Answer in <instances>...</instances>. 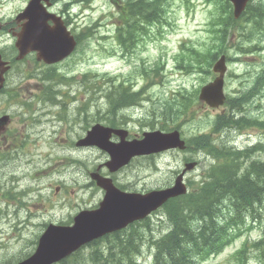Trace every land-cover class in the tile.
<instances>
[{
	"label": "rangeland",
	"instance_id": "rangeland-1",
	"mask_svg": "<svg viewBox=\"0 0 264 264\" xmlns=\"http://www.w3.org/2000/svg\"><path fill=\"white\" fill-rule=\"evenodd\" d=\"M26 1H3L2 13L12 15L21 12ZM90 1L89 9L82 8V10L85 9L84 12L74 8L71 10L72 14L81 13L79 14L80 19L76 20L79 21L76 32L81 31L87 24L92 26L97 23L93 25L92 33L94 35L81 44V48L74 55L73 60L71 59L58 67V71L65 76H76L75 84H72L68 91L62 88V91L69 92V95L59 94L56 100H49L47 104L44 100H39L42 96L39 89H44L42 87L44 86L43 80L27 78L23 81L22 89L25 91L26 99L16 95L13 101H9L10 105L0 110V114L6 113L11 116L12 126L18 132L16 142L20 143L17 148L11 143L5 144L0 140V264H11L21 253L32 251L35 239L48 223L66 224L71 222L76 212L94 206L99 198L98 194L91 193V190L88 189L89 173L108 159L100 150L75 146V143L84 138L86 132L92 127L88 124H94L90 117V120H86L87 123H84V119L88 117L85 115L84 108L88 109L90 115L94 114V119H96L101 115V113L98 115L97 112L105 107L103 100L105 90L100 91L99 89L101 85L99 77H88V74H108L110 77L123 75L125 78L137 81V72L134 69L140 65V60H143L147 65L162 59L164 75L161 78V83L159 87H151L148 94L159 97L166 96L170 91L180 86H189L190 77L179 73L174 68L173 56H177L181 52V46L191 45L199 50L203 49L202 44L210 43L211 35L208 32V24L211 18L210 12H214L213 1L211 0L205 6L204 0H189L188 5L180 1H173L171 5L166 4L167 19L172 21V27L162 25L159 30L149 28V34L136 44L137 48L129 55V59H121L118 53H113L118 50V47L112 38V34L116 30L115 25L119 24L118 16H116L118 13L117 2H115L119 0ZM262 34L260 37V33L257 34L255 39L264 40V30ZM103 37L104 39H101ZM229 41L234 43L235 35L231 37L229 34L225 39V44ZM254 42L253 38L252 43ZM261 45L259 42L253 46ZM229 54H231V58H237L241 62L238 64L228 62L227 64L224 84L227 95L233 94L240 85L245 84L247 76H244L239 82L240 78L235 79V74L241 76L254 72L256 69H264V52L255 50L238 55L235 52ZM139 84L142 82L139 81ZM127 86L133 89L131 84ZM69 96L74 97V101H70ZM17 98H20L21 102L15 104ZM30 103L32 107L40 110V113L46 112L43 120L37 121L36 126L30 125L31 121L26 119L28 113L22 109L28 110ZM84 104L85 107H83ZM262 106H264V100ZM117 107L123 111L121 104ZM234 108L237 106L235 105ZM141 109L138 107L129 108L137 116ZM146 112L150 111L144 108L142 115ZM59 113L62 117H58ZM211 113L207 110V112H199V115L204 117V115H212ZM80 115H84V117L82 118ZM243 118L248 119L246 116ZM115 121L117 122V120ZM234 123L235 126H246L235 120ZM128 127L132 134L136 135L141 132L136 124L130 123ZM197 129L198 126H185L184 137H188L192 131ZM255 134L257 132H253V135L248 134L250 137L244 134L236 138L235 144L239 147L250 145L258 139L254 136ZM260 153L261 159L264 160L263 146ZM182 157L181 154L175 152L164 155L161 161L156 163L155 168L145 160L135 159L116 174H108L104 167L100 168V172L104 175L108 174L110 177L115 175L114 177L121 183L132 184L137 191L165 188L172 184V174L180 168ZM199 158L200 164L197 169L188 173L185 181H196L206 166L209 170V158L202 154ZM56 189H58L57 192ZM258 219L255 230L237 239L220 255L198 264H235L232 256L241 247L244 240L253 242L264 236V210L259 213ZM150 220L152 234L161 235L165 230V225L159 224L156 216H151ZM142 233L146 237L145 240H148L149 232ZM147 244L149 245L148 241L144 246L141 245L137 264H153V254L149 251ZM86 253L87 251L84 250V254ZM246 258L251 264H258L252 253Z\"/></svg>",
	"mask_w": 264,
	"mask_h": 264
},
{
	"label": "trees",
	"instance_id": "trees-1",
	"mask_svg": "<svg viewBox=\"0 0 264 264\" xmlns=\"http://www.w3.org/2000/svg\"><path fill=\"white\" fill-rule=\"evenodd\" d=\"M212 1L215 7L214 12L211 13L213 18H211L209 30L212 33L211 39L215 38L218 48L221 46L226 48L229 42L225 44V39L228 35L243 31L248 25H252L249 26L252 27L251 30L239 33L241 35H239L238 41L240 43H252L254 38L255 42L259 43L260 39L256 40L255 36L259 33V37L262 36L264 30V13L262 12L264 9L261 10L260 2H256L254 6L248 3L240 17L234 20L231 15L232 6L227 0ZM167 3L164 0H129L122 4L120 17L126 22V30H123L121 26L117 27L116 37L118 42L119 37L128 34L125 40L119 41L124 50H131V45L127 41L131 38L132 44L135 45L136 39L145 31L142 30L144 27H157L167 23L165 7ZM89 35L90 33L87 36ZM78 40L80 41V38ZM236 48H242V45L237 44ZM184 50L186 51L185 62L192 59L197 60L198 64L203 63L202 59L198 58L199 56H192L195 51L192 47L191 49L186 47ZM239 51L242 50L239 49ZM217 54H221V51H217L216 54L212 55V58ZM119 88L112 87L108 91L109 94L107 92L108 95H106L108 102L113 106L109 114L112 117L114 116V106L119 104L124 106L125 103L128 105V103L135 101V98H140L139 93L125 95L123 88ZM240 102L241 100L238 99L233 108L237 104L239 105L238 108L243 106ZM171 105V103L168 104V108ZM170 110L172 111V107ZM174 113L178 114L180 110L176 109ZM89 117L93 119V115ZM98 118L96 117L95 122L101 120ZM113 120L111 119V122ZM110 125L115 126L114 121ZM193 143L190 144L189 149H195L194 146L202 148L201 145L204 144L209 148L211 147L209 153L214 157L212 160L214 165L209 170H205L207 172L199 181L193 182V187L189 193L169 200L161 207L160 211L158 210L159 212L155 213H160L162 217L158 223L165 225V230L161 235L152 234L151 220L146 218L142 222L132 224L127 230L118 234L104 236L98 239L99 241L95 240L97 242L93 241L85 246L86 249L81 248L60 264H137L141 245L144 246L147 241L149 251L153 254V264H198L219 255L241 234L252 229L259 221V213L264 209V206L259 207L264 204V163L261 164L258 160H250L249 154H245L243 158H238L236 151L232 152L230 149L218 151L208 138H203L198 142L193 141ZM254 151H261V147L256 146ZM145 231L149 232L147 234L148 240H145L146 237L142 233ZM263 241L264 237L257 242H246L232 256V259L236 264H248L246 256L252 253L258 264H264ZM84 250H87L85 255ZM253 250L255 252H252Z\"/></svg>",
	"mask_w": 264,
	"mask_h": 264
},
{
	"label": "water",
	"instance_id": "water-1",
	"mask_svg": "<svg viewBox=\"0 0 264 264\" xmlns=\"http://www.w3.org/2000/svg\"><path fill=\"white\" fill-rule=\"evenodd\" d=\"M233 6L234 16L237 17L244 9L248 0H229ZM34 12L35 15H29L28 12ZM25 13H28V27L25 30L27 36L37 35L38 15L34 6H29ZM52 38L49 42L56 39L57 48L44 49L48 47L47 36L41 34L39 40L34 46L38 52V59L42 58L47 63L57 62L71 53L74 47L72 38L68 36L63 28L50 30ZM20 53L23 55L24 48L19 46ZM44 49V50H43ZM44 55H43V54ZM215 72L220 76L211 84V92H208L209 104L217 106L221 104L222 95V74L224 72L223 58L215 65ZM202 99V97H201ZM4 123V121H0ZM3 126H0V130ZM104 133V140L98 136L91 140L94 133ZM117 134V132L114 131ZM110 130L101 129L99 126L92 128L87 133V137L77 143V145H96L102 150L108 152L111 161L106 163L110 172L117 171L129 160L137 155H145L163 151L166 149H183V142L179 141L177 133L171 136H162L159 133L146 134L145 139L139 142L120 144L119 146L107 145ZM103 136V135H102ZM115 147V148H114ZM193 164L186 166V170L193 168ZM185 170V171H186ZM184 173V172H183ZM183 173L177 176L174 185L171 188L149 192L147 194H125L117 191L109 179L98 177L92 174L91 178L97 186L105 191V196L99 208L92 212H81L75 218L72 226L49 225L38 240L37 248L30 257L18 262L17 264H53L64 259L82 245L101 237L113 230L125 227L133 221L145 218L149 213L159 208L163 203L171 198L184 195L186 193L185 185L182 183Z\"/></svg>",
	"mask_w": 264,
	"mask_h": 264
},
{
	"label": "flooded vegetation",
	"instance_id": "flooded-vegetation-1",
	"mask_svg": "<svg viewBox=\"0 0 264 264\" xmlns=\"http://www.w3.org/2000/svg\"><path fill=\"white\" fill-rule=\"evenodd\" d=\"M30 1L31 0L26 1L24 8ZM49 4V7L46 9L47 13H55L53 10L57 5L56 0H49ZM38 5L40 8L46 6L44 0H39ZM1 6L2 4L0 2V7ZM21 12L12 15H3L0 8V79H2L3 85L0 90V110L10 105L11 103L9 101H13L16 95L26 99L25 91L22 90L25 76L29 80H33L32 75L34 72L43 66V64L37 60V53L33 51L27 52L22 58L18 59L19 52L16 47L18 39H23L24 47H26L27 50H30L35 41L24 34L25 29H27L28 20L25 17H19ZM45 16L46 17L42 20L43 25L48 29L53 28L51 16L49 14H45ZM19 99L20 98H17L14 103H20L21 101H19ZM22 105L24 106V104ZM22 109L28 113L26 119L31 121L30 125L36 126L41 117L40 110L32 107L31 103L28 110ZM5 114L6 113H1L0 117ZM8 116L9 121L5 131L0 135V140L5 144L11 143L18 148V146H20V143L16 142L18 133L12 126L11 116L9 114ZM26 119L23 120L26 121ZM127 138H131L130 132H128Z\"/></svg>",
	"mask_w": 264,
	"mask_h": 264
},
{
	"label": "bare ground",
	"instance_id": "bare-ground-1",
	"mask_svg": "<svg viewBox=\"0 0 264 264\" xmlns=\"http://www.w3.org/2000/svg\"><path fill=\"white\" fill-rule=\"evenodd\" d=\"M252 5V4H251ZM251 8V7H250ZM263 13H264V11H262ZM261 13V12H260ZM232 15V14H231ZM263 18V17H262ZM264 22V21H263ZM161 23V22H160ZM154 24V23H153ZM150 25V24H149ZM263 26V25H262ZM241 28V27H240ZM242 29V28H241ZM217 32V31H216ZM138 33V32H137ZM139 34V33H138ZM137 35V34H136ZM218 35V34H217ZM127 36H128V34H127ZM132 37H134V36H132ZM139 38V37H138ZM136 39V38H135ZM26 77V76H25ZM83 78V77H82ZM80 82V81H79ZM75 84V83H74ZM43 87V86H42ZM73 87V86H72ZM119 88V87H118ZM120 89V88H119ZM93 90V89H92ZM124 90V92H123V94H125V95H133V89H131L129 86H126V88L125 89H123ZM34 91V90H33ZM112 91V90H111ZM117 91V90H116ZM115 91V92H116ZM120 91V90H119ZM27 93V92H26ZM38 93V92H37ZM108 94H109V92H108ZM107 94V95H108ZM32 96V95H31ZM37 98V97H36ZM59 99V98H58ZM237 100L238 99H235L234 100V102L232 103V106L235 104V102H237ZM53 102V101H52ZM49 102H47V104H48ZM89 103V102H88ZM46 104V103H45ZM55 104V103H54ZM57 104V103H56ZM80 104V103H79ZM126 104V103H125ZM124 104V105H125ZM86 105H88V104H86ZM142 101H140L139 102V99H136L135 98V101H132V102H130V103H128V107L129 108H134V107H138V108H142ZM78 106V105H77ZM80 106V105H79ZM83 106V105H82ZM89 106V105H88ZM236 106H239L238 104L236 105ZM41 107V106H40ZM44 107V106H43ZM83 107H85V104H84V106ZM85 109V108H84ZM83 109V110H84ZM45 110V109H44ZM79 110V109H78ZM81 111V110H80ZM122 112V111H121ZM86 116H90V115H88V114H85ZM94 115V114H93ZM80 116H82V115H80ZM243 116H246V115H236V117L234 118V120L235 121H238V122H240L241 124H243V125H246V126H257L258 124L255 122V121H253V120H250V119H247V120H245L244 118H243ZM84 117V115L82 116V118ZM247 117V116H246ZM109 118V117H108ZM99 119V118H98ZM114 121V120H113ZM112 121V122H113ZM108 123H110L111 121H107ZM112 122H111V124H112ZM116 122V121H115ZM40 124V126H41V124H42V122L41 123H39ZM222 126V125H221ZM223 126H225V125H223ZM1 143V142H0ZM193 144V143H192ZM205 145V144H204ZM208 147V146H207ZM261 147V149H262V146H260ZM260 152V151H259ZM190 159H191V157H189ZM207 158V157H206ZM200 159V158H199ZM250 160H257V159H252V158H249ZM243 161V160H242ZM263 161V160H262ZM258 162H260L259 160H258ZM261 164L262 163H264V161L263 162H260ZM204 170H207V166L205 167V169ZM172 180H173V178H172ZM199 183V182H198ZM197 183V184H198ZM197 184H196V186H197ZM251 187V186H250ZM251 189H252V187H251ZM251 189H249V190H251ZM23 195V194H22ZM21 197V196H20ZM22 199V198H21ZM24 202H25V200H24ZM30 202V201H29ZM24 206V205H23ZM261 206H264V204L263 205H260L259 207H261ZM258 207V208H259ZM259 210V209H258ZM162 218V217H161ZM48 224H50V223H48ZM177 224V223H176ZM44 227V226H43ZM168 227V226H167ZM167 230V229H166ZM166 233V232H165ZM127 237V236H126ZM130 237V236H129ZM125 238V237H124ZM263 240V239H262ZM99 241V240H98ZM95 242H97V241H95ZM264 242V241H263ZM101 244V243H100ZM99 244V245H100ZM93 246L95 245V244H92ZM96 245H97V243H96ZM88 246V245H87ZM90 246V245H89ZM102 246V245H101ZM136 247V246H135ZM139 247V246H138ZM85 248V247H84ZM89 248V247H88ZM92 248V247H91ZM93 249H94V247H93ZM97 249V248H96ZM101 249V248H100ZM102 250V249H101ZM137 250V249H136ZM135 250V251H136ZM87 251V250H86ZM93 251V250H92ZM138 252V251H137ZM79 253H81V252H79ZM154 253H155V251H154ZM88 254H89V251H88ZM85 255V254H84ZM140 254H138V256H139ZM83 258V257H82ZM153 259V258H152ZM193 260V259H192ZM195 260V259H194ZM86 261H88V260H86ZM3 262V261H2ZM10 262V261H9ZM87 263V262H86ZM194 263V262H193ZM5 264V263H4ZM88 264V263H87Z\"/></svg>",
	"mask_w": 264,
	"mask_h": 264
}]
</instances>
